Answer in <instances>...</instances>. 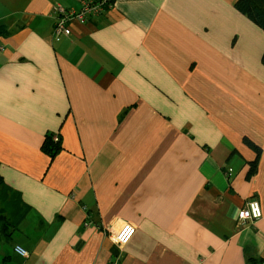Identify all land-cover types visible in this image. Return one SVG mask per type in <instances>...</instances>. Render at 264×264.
Masks as SVG:
<instances>
[{"label":"crops","instance_id":"crops-1","mask_svg":"<svg viewBox=\"0 0 264 264\" xmlns=\"http://www.w3.org/2000/svg\"><path fill=\"white\" fill-rule=\"evenodd\" d=\"M236 2L0 0V264L264 261V27Z\"/></svg>","mask_w":264,"mask_h":264},{"label":"built area","instance_id":"built-area-1","mask_svg":"<svg viewBox=\"0 0 264 264\" xmlns=\"http://www.w3.org/2000/svg\"><path fill=\"white\" fill-rule=\"evenodd\" d=\"M62 31H66V29H64L63 25H61L58 28L57 32L60 33ZM241 214H243V215H241ZM262 215H263V212H262L260 202L257 199H252L247 203V205L245 207L240 209V211L238 212V219H240V217H241L242 219H240V220H242V221H247L249 219L250 220H257V219L261 218ZM135 232H136L135 225L127 222V223L123 224L122 227L120 228V230L116 233V235L114 236V241L118 245L123 246L130 241V239L133 237ZM15 250L23 257L28 256V251L23 246H21L19 244L15 246Z\"/></svg>","mask_w":264,"mask_h":264},{"label":"trees","instance_id":"trees-1","mask_svg":"<svg viewBox=\"0 0 264 264\" xmlns=\"http://www.w3.org/2000/svg\"><path fill=\"white\" fill-rule=\"evenodd\" d=\"M236 6L239 10L246 13L252 20L257 24L264 27V0H237ZM51 138V137H50ZM47 138L43 144V149L47 151L52 157L57 153V150L60 151L61 147L59 144H55L53 139ZM255 165H253L254 172ZM2 176L0 175V182H2ZM260 264H264L263 260H260ZM253 264H259L258 261H254Z\"/></svg>","mask_w":264,"mask_h":264},{"label":"rangeland","instance_id":"rangeland-1","mask_svg":"<svg viewBox=\"0 0 264 264\" xmlns=\"http://www.w3.org/2000/svg\"><path fill=\"white\" fill-rule=\"evenodd\" d=\"M232 174V171L229 169V171H228V175H231ZM263 212V211H262ZM240 219H242L241 217H240ZM240 219H238L239 220V223H242L243 221L242 220H240ZM250 220V219H249Z\"/></svg>","mask_w":264,"mask_h":264},{"label":"clouds","instance_id":"clouds-1","mask_svg":"<svg viewBox=\"0 0 264 264\" xmlns=\"http://www.w3.org/2000/svg\"><path fill=\"white\" fill-rule=\"evenodd\" d=\"M241 215H243V214H241Z\"/></svg>","mask_w":264,"mask_h":264}]
</instances>
